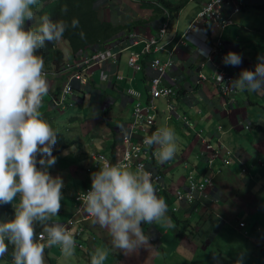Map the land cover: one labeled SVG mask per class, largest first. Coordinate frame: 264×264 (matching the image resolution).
<instances>
[{
	"label": "clouds",
	"instance_id": "clouds-1",
	"mask_svg": "<svg viewBox=\"0 0 264 264\" xmlns=\"http://www.w3.org/2000/svg\"><path fill=\"white\" fill-rule=\"evenodd\" d=\"M104 1L110 2L111 0ZM131 1H135L139 5V0ZM210 1L212 0L207 1L203 7ZM39 2L40 0H0V205L11 203L15 209L12 219L0 221V259L5 257L9 244L13 247V253L12 257L6 258L11 260L13 264H45V249L57 245L60 246L63 256L70 258L75 253L76 241L79 248L90 249L92 246L89 248L88 242L82 235L84 231L82 224H85V220L91 218L93 223L108 230L112 247L123 251L125 254L132 253L141 245L148 243V237L142 227L143 224L150 225L162 222L165 224L171 222L178 228L179 233H185L188 238L199 237L198 239L203 241L199 247L201 250L209 251L213 237L220 234L223 229H232L244 239L241 240L234 235L230 236V238H235L242 242L241 248L249 247L255 255L258 252L260 253V249L264 252V227L262 224L255 221L254 224L249 223L248 228L241 231L225 216V213L229 217L235 215L237 211L235 209L236 203L242 206L245 187L248 188L250 186L255 190L260 182L263 183L261 179L264 178V171L259 173L258 177L260 178L257 180V184H253L248 177H243L240 186H236L235 182L234 185L231 184V191L233 192L232 203H229V199L226 200L224 196L221 210L225 213L224 215L220 214L212 206V203H214L212 188L216 184L222 169L217 171L214 167L216 165L229 164L233 155L236 159L241 157L234 153L230 145L224 143L221 134L224 132L222 124H217L216 130L208 133L205 127L193 121L190 115H180L181 104L178 105V112L173 114L170 120L172 123L175 115L179 116L181 123L197 137L199 155L198 158L193 159H197L198 162L193 163V159H189L188 155L184 156L183 148L177 144L178 137L175 130L168 126L169 120L166 123L167 125L160 127L158 125L156 131L152 132L151 135L145 136L143 141L145 146L155 147L153 154L157 162L161 164L159 166L161 171L157 174L159 176L158 179H155L156 177L153 176V173L151 176L142 167L134 171L127 163H116L118 160L114 161L112 159V162L116 164L104 162L97 171L92 173V183L88 184L78 194V205L81 200L84 210L91 218H87L75 225L69 224L72 218L79 215L77 205L74 215L64 224L53 221V217H56L61 209L64 181L60 176L53 177L50 174L52 169L60 168L56 159L57 156L54 154L58 152L55 148L58 131L52 127L50 122L43 118L40 112L42 101L49 91V84L44 72V60L38 54V51L45 46L46 42L55 44L64 40L65 31L69 27L72 29L78 28L79 20L73 18L69 25L64 20L54 21L48 15L39 17V12L45 0H42V6L36 17L34 10L39 5ZM227 3V0H223L221 12L225 18L232 20L231 24H234L235 21L232 19V14L226 15L223 11ZM242 3L243 0L240 1V4ZM239 11L240 7L237 6L234 12ZM61 12L66 14L67 7H63ZM117 12L121 13L123 10L120 8ZM132 17L135 21L138 20L137 16L133 15ZM33 22L37 23L35 28L29 26ZM213 22H217L220 25V33L215 39L211 37L209 27V24ZM231 24L222 27L221 22L218 20L204 23L203 25L207 27V43L209 45L215 44L219 38L224 41V32ZM189 28L177 39H173L176 40V46L179 39L185 36ZM167 30L169 29L166 26L161 28V34L164 33V35L160 34V37L156 38L158 43L153 46L150 52L143 53L144 47L142 53L139 52L141 57L142 54L151 55L155 47L161 43L167 34ZM138 34L137 30L128 34L130 38L134 39L132 43L144 40L146 46L147 41L155 38L152 36L137 37ZM79 35L84 38L82 31ZM124 44L127 45L126 42H121L120 46L112 47L119 54L120 51H123L122 46ZM99 46L100 44H98V48H95V51L100 49ZM106 47L109 46H105L102 49ZM226 48L225 44L226 55L223 57L225 66H239L242 63L241 55L234 51L227 53ZM94 52L83 58L81 62L76 60V64L72 66L69 65V60L72 59L70 58L71 49H69L68 54L64 52L65 60L66 56H69L66 60V66H64L70 70L68 79L73 75L65 86L68 83L72 84L76 74L79 73L81 75V70H86L92 66H87L88 64L85 61ZM200 54H204L202 50ZM200 54L197 52V56L201 59L196 61V82L198 81L199 72L205 73L208 79L197 83L212 81L213 73H215L214 66L209 62L204 63V58ZM152 58L154 57H149L148 69ZM175 59H177L176 54ZM257 61L254 70H242L237 79H234L233 75L229 74L226 69L227 74L232 76L234 80L231 82L230 88L235 89L231 97L221 95L224 107L228 108V105L234 101L237 89L264 95V56H258ZM203 63L204 65H202ZM77 64L78 68L76 67ZM51 67L55 69L52 63ZM55 71L57 70L55 69ZM138 71L142 72V69ZM165 83H168V81H165ZM172 84H174L173 87L178 92L175 102L179 98V91L176 82ZM129 89H127L128 96H130L128 94ZM147 91L146 85V94L139 92L145 98ZM217 94H219L218 88ZM57 99L58 103L53 102L58 106L65 107L69 104L67 98L63 102H60L59 97ZM162 99H160V102ZM190 102L191 100L187 103ZM175 104L177 105V102ZM161 105L158 102V108ZM243 125L247 129H251L254 126L257 128L256 134L259 132V135L264 136V123L255 124L256 126L248 122L240 124V126ZM118 145L123 147V144ZM208 145H211L212 148L208 149ZM101 153L105 154V152ZM106 157L108 156L106 155ZM200 159L208 163L205 168L203 166L200 167ZM142 162L147 167V161L144 158ZM239 163L243 164L244 162L240 159ZM172 166H178L179 171L176 174L171 171L170 168ZM246 171L247 168L245 166L242 172L246 174ZM252 176L255 178L253 173ZM204 182L206 187L202 188L200 184ZM192 183L197 186L196 189L193 186V192L191 189ZM90 186L91 188L84 192ZM178 192L184 198L180 203L177 201ZM190 196H192V199L188 201ZM226 204L228 205L224 211L223 207ZM174 205H179L177 212L172 211ZM167 211L169 218L166 215ZM204 214L206 216L205 219L210 222V228L207 231L203 228L197 231L191 228L197 234L195 236L188 235L189 231L185 232V230H188L186 227L194 225L192 223L193 215L204 217ZM188 224L189 226H187ZM38 226L41 227V231L37 229ZM73 226H76V230L72 232L71 227ZM151 232L157 233L156 241L159 242L158 235L161 236V232L156 228H153ZM78 240H82V242ZM206 242L208 243L207 246L205 245ZM86 244L87 246H85ZM107 258V251L97 248L91 255L90 264H105ZM244 260H246L245 257ZM231 264L236 263L232 262ZM237 264H240V262L238 261Z\"/></svg>",
	"mask_w": 264,
	"mask_h": 264
},
{
	"label": "crops",
	"instance_id": "crops-1",
	"mask_svg": "<svg viewBox=\"0 0 264 264\" xmlns=\"http://www.w3.org/2000/svg\"><path fill=\"white\" fill-rule=\"evenodd\" d=\"M123 1L125 2V6L123 7H127L128 9L126 12H131L128 16L124 11L126 13V18L123 17L124 20L127 21L128 18L132 19L133 15L142 19L150 15V12L140 8L137 2L131 0ZM170 1L178 3L181 0ZM184 1V7L179 12V15L175 16L171 28L167 30V34L155 50L152 51L151 56L167 59L170 52L175 50V54H177L176 65L170 70L169 77L177 79L176 86L178 87L179 98L175 102L178 105H182L180 115H190V118L198 124L203 125L208 133L215 131L217 124H222L224 128V132L221 133L222 138L225 139L227 137L228 145L232 147L234 153L241 157L240 159L244 162L240 164V159L234 158L235 156L233 155L229 164L224 166L223 173L219 174L218 180L212 188L214 202L212 206L220 214L224 215L225 212L223 213L221 210L224 203L222 197L225 196L226 200L229 199V203H232L233 192L231 191V184L234 185L235 182L236 186H240L243 177H248L253 184H257V180L260 178L258 177L259 173L264 171V136L260 134L259 143L253 144V140L249 138V135L246 140H237L235 135V132L243 129L239 128L243 122L250 124H262L264 122V95L237 89L234 101L226 108L223 106L222 96L217 94V87L214 82H196V61L201 58L197 56L195 44L187 42L185 45L177 44L176 46V40L173 39H177L183 34L184 30L189 28L192 20L196 18L203 5L209 0ZM240 1L227 0L228 3L223 8L224 13L226 15L232 14V19L236 22L229 25L224 32L227 53L234 51L242 57V63L239 66H226L227 72L233 75L234 79H237L240 72L244 69L254 70L258 62V56H264V0H243L242 4H240ZM100 2L106 1L101 0ZM41 6L42 1L39 2V5L34 10L36 17L39 11L38 7ZM237 6L240 7V11L234 12ZM155 23V28L157 29L158 23L157 21ZM209 27L211 37L213 39L217 38L220 33L218 23H210ZM147 29L145 28L142 32V36H151L146 31ZM137 31L141 32L139 28ZM178 34L180 35L178 36ZM144 47V40H139L138 43L124 44L122 46L123 51H120L117 56V61L116 59L105 60L92 65L86 70H81L82 78L72 80L73 92L68 95L67 101L69 104L65 107L58 106L53 101L60 97L66 82L73 75L68 79V72L70 70L66 67L46 73L49 84L48 98L44 97L40 112L43 118L50 122L52 127L58 131L55 146L62 145L58 149V152L54 153L57 156L56 159L60 168L52 169L50 174L53 177L60 176L64 181L61 209L59 214L53 217L54 222L64 224L76 212L78 194L88 184L92 183V173L99 168L96 164L95 156L100 152H105L109 158L114 159L115 156L112 150L115 140L117 139L116 141H118L116 144H123L122 137L132 121L135 104V98L127 95V89L133 87L146 94L147 70L150 56L142 54L140 60L142 72L133 71L128 65V59L131 52L142 53ZM260 52H262L261 55ZM72 61L76 62L73 59ZM76 67L78 68V64ZM44 69H51V63L44 61ZM60 84L61 89L58 95L56 94L57 87ZM186 96H190L193 104L190 105L191 102L187 103ZM160 104H162L161 108L167 109V100L162 99ZM259 104L262 105V110L258 107ZM158 125L159 127L167 125L165 117L162 114L160 115ZM168 126L175 130L178 137L177 144L183 148L184 156L188 155L189 159L198 158L199 146L197 137L181 123V118L175 115L173 122L171 123L170 120ZM112 139L114 141L111 144ZM65 147L70 149L66 154V160L63 155L61 156ZM239 151L240 153H238ZM115 154L122 158L123 149H119ZM115 160H119V158L116 157ZM246 165H250L252 171L249 172L247 169L246 174H244L242 169ZM170 169L175 174L179 171L175 166H172ZM252 173L255 178L252 176ZM261 181L264 183V178ZM261 190L257 191V193L259 194ZM227 205L223 207V210L226 209ZM242 208L241 204L236 203L235 209L237 211L235 215L229 217L225 213L229 221L241 231H243L242 229H247L250 223L244 220L243 215L245 213ZM250 224H254V222ZM82 227L84 229L82 235L88 242L89 248L93 245L95 248L107 251L108 258L106 264H126L123 261L125 253L112 247L111 237L107 229L93 223L92 218L85 220V224H82ZM170 229L174 233V238L168 234L164 235ZM38 230L41 231L42 229L39 228ZM75 230L76 226L71 227L72 232ZM158 230L161 232L162 238L159 242H156L161 243L157 248L162 249H158L157 254L162 256V258L155 259L164 260V263L170 262L171 264H188L185 258L187 257L186 250L189 251V249L181 245V243L185 244L184 242L192 245L191 250L194 254H196V249L202 252L201 255H196L203 264H220L223 261V253L220 251L218 253L217 247L222 242H218L217 238H221L225 242L227 238L234 235L244 240L234 230L224 229L216 237H213L211 248H209V251H205L199 248L203 241L196 238L191 243L189 241L190 238L183 232L179 233L178 228L174 224H171V222H167L166 224L162 222ZM97 232H101L103 235L102 246L95 244L100 239ZM224 238L226 239L224 240ZM78 241L82 242V240ZM45 250H47L44 253L45 264H60L58 260L63 258L62 253L59 255L52 254L54 246ZM86 251L93 250L90 248L86 249ZM193 253L191 255L194 256ZM263 257L264 252L260 249V253H256L254 257L249 258V261H247L250 264H262ZM0 264L13 263L4 257L0 259ZM78 264H82V261L79 260Z\"/></svg>",
	"mask_w": 264,
	"mask_h": 264
},
{
	"label": "built area",
	"instance_id": "built-area-1",
	"mask_svg": "<svg viewBox=\"0 0 264 264\" xmlns=\"http://www.w3.org/2000/svg\"><path fill=\"white\" fill-rule=\"evenodd\" d=\"M222 6L223 0H212L207 3L199 13V16L192 22L185 36L179 39L178 44L185 45L187 42L195 43L197 46V52L200 54L202 50L204 53L200 54L204 58V63L209 62L212 66H214L215 73H213L212 81L217 86L219 94L222 96L231 97L235 88H230L231 82L234 80L232 76L227 74L226 66L223 63V57L226 55L224 41L222 38H219V40H217L215 44L209 45L207 43V27L206 25L202 24V22L206 24V22H211L214 20L220 21L222 27L231 24L232 20L230 18H225L222 14ZM163 31L165 30L163 29ZM161 35L163 36L164 33ZM157 43L158 40L156 38H152L147 41L143 53L150 52L153 46L157 45ZM112 49H114L112 46L106 47L105 49H97L93 53V55L85 61V63L88 64L87 66H91L105 60L116 59L117 61L118 51ZM140 58L141 54L139 52H133L129 56L128 63L133 70L138 71L142 69ZM204 63L202 65H204ZM175 65L176 59L174 51L170 52L167 59H160L159 57L152 58L149 65V68L151 70V72H149V75H151V77L148 78L147 81V96L143 98L142 94L138 90H135L133 88H130L128 90V94L135 97L136 100L134 107V116L127 132L124 133L122 137L123 156L122 158H119L116 163H127L130 165L132 170H136L137 168L142 167L152 176V171L147 170L146 164L142 162V159L144 155L150 153L153 149L155 150V147H147L144 145L143 141L145 136L151 135L152 132L156 131L161 113L165 117L166 123H168L171 116L178 112V104L176 105L174 102V100L178 96V92L175 87L169 85L177 81L176 78L173 79L169 77L170 70L173 69ZM75 78L81 79L82 76L78 73L76 74ZM206 79H208V76L203 72H199L197 82ZM165 81H168V83H165ZM72 90V84L68 83L64 87L59 97L60 102H63L67 98V96L72 93ZM161 98L167 100V114H164L160 110L161 107L158 108L157 106L158 99ZM186 100L190 101V96H186ZM54 102L58 103V99H55ZM207 148L211 149L212 146L208 145ZM95 159L98 167L101 166L104 162L116 164L112 162L111 158L106 157V155L101 152L97 156H95ZM155 177V179L159 178L158 175H156ZM193 186H195V189L197 188V186L192 183V192ZM200 186L202 188H205L206 183H201ZM90 188L91 186L88 187L84 192H87ZM183 199L184 198L182 194L178 192V203L182 202ZM191 199L192 196H190L188 201H191ZM178 209L179 205H174L172 211L177 212ZM78 212L79 215L75 218H72L69 221V224L75 225L76 223H81L87 218H91L84 210L81 200L78 205Z\"/></svg>",
	"mask_w": 264,
	"mask_h": 264
},
{
	"label": "trees",
	"instance_id": "trees-1",
	"mask_svg": "<svg viewBox=\"0 0 264 264\" xmlns=\"http://www.w3.org/2000/svg\"><path fill=\"white\" fill-rule=\"evenodd\" d=\"M110 2L112 3V0ZM110 2L106 1L101 3L99 0H45L42 9L39 12V17L48 15L54 21L64 20L67 21L69 25L73 18L79 20V27L76 29L69 27L68 30L65 31L63 39L69 42L71 58L81 62L83 58L87 57L89 54L91 55V53L95 51L98 44H100L99 47L102 49L105 46H120L121 42H126L127 44L132 43L134 39L130 38L128 34L138 28L141 32L137 37H142V32L145 28H148L146 31L149 32L152 37L159 38L161 28L166 26L170 29L175 16L179 15V12L185 5L184 0H181L178 3H173L170 0H139V7L143 10H148L150 15L145 19L138 18L136 21L134 19L126 21L115 13L117 10H120V8L126 12L128 10L127 7L124 8L123 6H120L119 8L118 6H113ZM65 6L67 7L66 14L61 12V9ZM126 13L128 15L131 14L129 11ZM155 21L158 23L157 29L155 28ZM218 26L220 28L219 24ZM81 31L84 33V38H81L79 35ZM179 35L180 34H178V36ZM38 54L42 56L44 61L52 63L56 70H60L66 66L65 54L60 48L59 43L54 44L46 42L45 46L39 49ZM148 56L152 57L151 55ZM72 59L69 60L70 66L76 64ZM149 72H151L150 68L148 69V78L151 77ZM169 85L174 86V84ZM57 89L56 94L59 95L61 84ZM158 102L161 103L160 99H158ZM116 140L113 144L112 150L114 152L113 155L115 156L113 159L114 161L116 157L120 158L115 153L119 149H123L122 146L116 144V142H118ZM113 141L114 140L112 139L111 144ZM154 151L155 150L153 149L150 153L144 155L143 158L147 161L146 168L152 171L153 176H156L161 171V168L159 167L161 164L157 162L153 154ZM64 159L66 160V157ZM14 214L15 209L13 204L9 203L0 205V221L12 219ZM146 225L149 224H143L142 227L144 231L147 232V230H145ZM159 225H161V223L150 224L151 227L156 229L160 227ZM187 231H189V229L185 230V232ZM225 239L226 238H224V240ZM207 244L208 243L206 242L205 245L207 246ZM241 246L242 242L239 240H236L235 238H227L224 243L222 242L218 245L217 251L218 253L220 251L224 254L228 253V249L230 248L234 257H238L241 253L245 256L246 254L243 251L244 248L242 247V250L239 249ZM248 250L253 252L251 249ZM12 253L13 247L9 244L5 257H12Z\"/></svg>",
	"mask_w": 264,
	"mask_h": 264
},
{
	"label": "rangeland",
	"instance_id": "rangeland-1",
	"mask_svg": "<svg viewBox=\"0 0 264 264\" xmlns=\"http://www.w3.org/2000/svg\"><path fill=\"white\" fill-rule=\"evenodd\" d=\"M42 1V0H40ZM113 6H118L120 8V6H125V3L122 1V0H112V3H111ZM41 7H38V9H40ZM118 11V10H117ZM116 11V15L120 16V17H125L126 18V13L121 12V13H118ZM130 20V18H129ZM236 23V22H234ZM202 24H204V22H202ZM37 25L36 22H33L31 23L29 26L30 27H33L35 28ZM183 32H186V30H184ZM61 49L66 53L68 54L69 52V45H68V42L67 41H64V40H61L60 43H59ZM262 54V52H260V55ZM69 56H67V59H68ZM66 59V60H67ZM55 71V69H53L51 67V69H44V72L45 73H48L49 71ZM46 98H48V96L46 95L45 96ZM261 110H262V105L259 104L258 106ZM161 111L163 113H166L167 114V110L161 108ZM264 122H262L263 124ZM255 125V124H254ZM256 126V125H255ZM239 128H243L241 131H237L235 132V135L237 137V140H246L247 136L249 135V138H252L253 140V144H257L259 143L258 141V137H259V132L258 134H256V131H257V128H255L254 126L251 127V129H247L244 125L243 127L240 126ZM71 129V128H70ZM76 134V133H75ZM88 141V140H87ZM224 143H227V137L225 139H223ZM62 147V145H57V147H55L58 151V149H60ZM62 151V150H61ZM70 151V149L68 147H65L63 152L61 153V156L63 155L64 157H66V154ZM53 152V150H52ZM187 154H189V152H187ZM200 167H206L207 166V162L203 159H200ZM198 162L197 159H193V163H196ZM224 166L225 165H216L214 167L215 170L219 171L220 169H224ZM246 168L249 170V171H252V167L250 165H246ZM201 169V168H199ZM227 169V168H226ZM221 170V174L223 173V171ZM264 185L263 183H259L258 184V187L254 190L252 189L250 186L245 187L244 188V192H245V195L243 196L242 198V207H243V212L245 213L243 216H244V220L245 221H248V222H255L257 221L258 223L262 224V226L264 227ZM261 188H263L261 190ZM261 190V192L258 194L257 191ZM224 198V196L222 197V199ZM201 212H203V210H201ZM167 217L169 218V214H168V211H167ZM204 217L200 216V215H193V226H190V227H186V229H189V232H188V235H191V236H195L197 233L194 232L193 230L197 231V230H200L201 228H203L205 231H207L209 228H210V222L207 221L205 218V214L203 215ZM197 224V225H196ZM161 226V225H159ZM189 226V224L187 225ZM198 226V227H197ZM145 235L148 237V243L145 244V245H141L136 251L132 252V253H129V254H125V258L123 261L126 262V264H171L170 262H165L164 263V260H157L155 258H162V256H159L157 253H158V249H162V248H157L160 246L161 243H156V235L157 233L154 232L152 233L151 230H153V227H151L150 225H146L145 226ZM41 228L40 226L37 227V229ZM191 228L193 230H191ZM172 229L168 230L167 232L164 233L165 234H168L170 235L171 237L174 238V233L172 231ZM100 236V239H98L97 243L95 242V244H100V246H102L103 244V241H102V233L101 232H97ZM228 234V233H226ZM162 238V236L158 235V239L160 240ZM199 237H197L198 239ZM196 240V237H190L189 241L192 243V241ZM237 240V239H236ZM150 241V242H149ZM217 241L218 242H223L224 241L221 239V238H217ZM185 244L181 243V245L187 249H189V251L192 253V245L190 243H186L184 242ZM227 246V245H226ZM211 248V244L209 246ZM260 247V246H259ZM92 250L93 251H86L85 252V248H79L78 247V242L76 241V248H75V253L72 257L70 258H65L63 256V258L61 260H58L60 261V264H78L79 260L82 261V264H90V260H91V255L95 252V250L97 248L93 247L92 245ZM240 250L241 247H240ZM47 250H45L46 252ZM186 250V254H187V257L185 258L186 259V263L188 264H203V262L198 259L197 255H201L202 252L198 249L195 250L196 254L191 255V253ZM228 253H224L223 254V261H221L220 264H231L232 262L236 263L239 261L240 264H250L248 261L249 258L251 257H254L255 254L253 252H250L247 247H244L243 251L245 252V256L241 253L238 255V257H234L233 256V252L231 251V249L229 248L228 249ZM55 252V253H54ZM57 253V254H56ZM61 252V249H60V246H54V250L52 251V254L54 255H59ZM245 257L246 260H244V258L242 257ZM202 257V256H200ZM248 260V261H247ZM262 261L264 262V257L262 258ZM107 263V260L105 261ZM264 264V263H263Z\"/></svg>",
	"mask_w": 264,
	"mask_h": 264
}]
</instances>
